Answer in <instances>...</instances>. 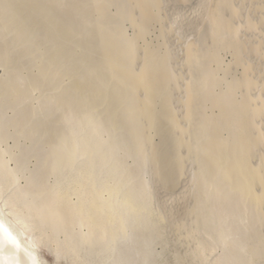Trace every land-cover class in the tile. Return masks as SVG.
<instances>
[{
    "label": "bare ground",
    "instance_id": "bare-ground-1",
    "mask_svg": "<svg viewBox=\"0 0 264 264\" xmlns=\"http://www.w3.org/2000/svg\"><path fill=\"white\" fill-rule=\"evenodd\" d=\"M236 1L240 2V9L244 6V11L249 8L259 16V27H247L250 35L257 34L264 25V0ZM160 2L132 0L133 15L126 16L125 10L120 9L110 20L106 14L109 1L99 5L96 0H0V34L4 37L11 34L20 49L18 56L15 51L10 54V38L4 41L0 35V62L11 63L7 76L0 78L1 113L7 104L20 106L30 90L42 88V82L48 85L55 82L56 87L58 82L61 87V93L55 94V110L42 106L44 119L39 121V127L30 124L33 113L25 107L8 120L0 114V264H167L166 249L159 238L163 217L154 205L157 197L152 177L156 171L157 176L163 178L162 172L166 179H173L174 175H181L185 166L181 168L168 153L165 146L171 140L159 136L166 143L154 141V134L173 140L176 130L167 54L145 39L143 42L148 27L159 20ZM230 2L214 0L197 18L209 20L207 36L210 48H215V65L200 76L192 97L187 100L189 121L198 112L196 105L201 102L208 105L198 112L201 120L195 124L200 160L195 172L202 182L197 189L200 195H194L206 202L212 194L207 207L219 212L226 210V217L228 209H234L235 212L229 211L234 216L242 207L249 206L264 218V155L257 151L264 150V134L256 132L264 119L258 124L255 117L263 116L264 107L257 110L259 106L255 104L254 108L256 93L251 97L257 89V68L244 71L236 83L226 81L220 74L221 71L225 76L233 65L241 62L238 55L241 40L236 39L239 32L235 29L238 26L233 25L236 20L233 17L241 15H235ZM114 18L130 21L135 18L138 31L134 29L130 39H122L106 28L107 20L111 22ZM40 32L48 43H42L46 40L40 39ZM38 33L41 35L34 37ZM262 47L259 44V54L254 57L258 61L259 56L264 57ZM40 48L45 52L41 53ZM223 48L234 53L233 60L224 65L219 56ZM33 54L37 72L33 78H24L22 74V79L18 74L21 59ZM188 56L185 55L186 59L197 65L204 59L201 52L193 51ZM139 64L142 71L137 68ZM64 77L69 79L66 86ZM10 125L15 128L16 137L39 134L47 145V152L45 149L46 153L40 152L45 153L42 160L36 159L41 160L37 164L40 168L37 177L23 173L24 168L21 170L23 158L15 153L19 148L17 138L15 143H8ZM59 141L65 143L66 149L58 145ZM235 202L237 212L236 207L230 208ZM41 246L51 251L55 262L42 256ZM229 246L232 247V242Z\"/></svg>",
    "mask_w": 264,
    "mask_h": 264
},
{
    "label": "rangeland",
    "instance_id": "rangeland-1",
    "mask_svg": "<svg viewBox=\"0 0 264 264\" xmlns=\"http://www.w3.org/2000/svg\"><path fill=\"white\" fill-rule=\"evenodd\" d=\"M106 1H109V4H110L108 11L106 12L107 18H110V20H112L111 19L112 16L114 17L117 14V12L120 11V9L125 10L124 12H125L126 16H127V14L129 16L134 14V9H133L132 3H131L132 0H120V1L119 0H96V2H98L96 4L103 5V3ZM160 1H161L160 2L161 7H160L159 20L153 22L152 25L150 24L153 28H151V26L148 27L147 33L149 34V31H150V34L148 36V34L146 33L147 36L145 35L143 40L145 39L147 41L146 43L149 42L150 44H153V46H155V47H157V46H158V48L160 47L159 49H161V52H165L167 54L168 66L170 68L169 70L171 72V81H172L171 91L175 97V99L173 100V104H172V110H173V115H174V117H173L174 118V126L176 127V130H175V136H174L175 139H173V140L168 139L166 136H163L162 134L161 135L157 134V136L154 134L155 139L154 138L153 139H154V141H158L160 143H166V142L162 141V139L160 137H162L163 140H166V141L171 140L170 142L166 143V146H165L168 153L171 154L172 158L173 157L175 158V160L177 161V164H179V166L181 165V168L183 167L182 165L185 166V167H183L185 169L182 170L181 175L175 176L174 175L176 173L175 172L173 174L174 178L172 177L173 175L171 176L173 179L168 177V179L170 181L168 179H166L167 175H165V173H162V172L160 174H163V178H165L166 181H165V179H163L161 177L162 175L157 176L158 174L156 173V171L154 173L155 175H153V177H152L153 182H154L153 183L154 184L153 192L157 197L156 198L154 195V197L156 198V200H154V203L156 202V204H154V205H155V207H157V211L160 213V216L163 217V218H161V222L164 223V225L161 223V225H160L161 227H159L160 230L163 229L161 231V235L159 238L162 241V243L167 244L166 246L163 244V246L165 247L164 249H166V250H164V253L166 252L164 255L166 262H167V264H169V263L170 264H218V263L219 264H264V218L261 217V215L258 216L257 212L252 211L249 206H247V207L245 206L246 208H243V207H242V209L240 208L241 210L238 212V214H235L236 216L231 215V214H234L231 212L229 214V211L235 212V211H233L234 209H232V210L228 209V211H227L228 217H226V213H225L226 210L219 212L217 210H213L212 208L210 209L207 207L210 205V204H207L208 200H209V202H211V200H212L211 199L212 194H210V197H209V199L207 198L206 202H205V200L202 199V197L201 198L199 196L195 197V195H197V194L200 195V193L197 191V189H198L200 183L202 182V180L200 182V174L195 172L196 171L195 169L197 168L196 166L200 161L198 158V153H197V148H196V139H195L196 138V127H195V124L201 120V118H200L201 115H199L198 112H202L203 110H205L208 107V105H206L205 102H201L198 105H196L195 107L198 110V112H195L194 116L190 119L191 121H189L187 100L190 97H192V94H193L192 91L195 89L196 83H199L200 76L206 72L207 68L215 65V60H214L215 48L214 47L210 48V45L208 43V36H207L209 33L208 32L209 27H210L209 20L205 17L202 19V21L200 19H197V18H200V16H202L208 10L209 6L211 5V2H213L214 0H160ZM230 1H232L230 3H232V5H231L232 11L235 13V15L238 14V15L242 16V17L241 16L240 17H233L234 19L236 18L237 22L239 21L238 23H240L239 25L237 22L235 23L236 20L233 22L234 27H237V26L240 27V28L237 27L235 29L239 32V36L241 35V37H242L241 38V37L237 36V38H236L237 40H241V42L239 41L240 46L238 48V55L241 58L240 59L241 62L236 64V65H233V69H230L226 73L225 76L223 75V73H221V71H220V74L222 75V77L226 78L225 79L226 81H231L233 83H236L243 76L242 73H244V71L246 72L248 69H249L248 71H250V69H253V67L256 66V68H257L256 69V73H257L256 75L258 76V77L257 76L256 77L258 79L257 78L255 79L256 80L255 82L257 84V86L255 88H257V89H255V91H252L253 94H251V97H253V95H255V93H256V95H255L256 100L253 101L254 102V108H255V104H257L256 106L257 107L259 106L257 108V110H260V109H263V107H264V104H263L264 103V89H263L264 88V82H263L264 81V69H263L264 57H262V56L258 57V59L263 61V62L258 61L257 57H256V59L254 57H255V55L257 56V54H259V51L257 50L258 49L257 47H259V44L264 45V42H262V40H264V39L261 40V38H264V33H263L264 25H263V27L262 26L260 27L261 31H259V32L256 31L258 35L253 32L254 33V36H253L252 35L253 33L251 32V35H252L251 36L250 33H248V32H250V30H248L247 27L252 26V25L254 27H256L258 25V27H259V24H258L259 16L255 15L254 14L255 12H253L249 8L247 10H249L248 12L251 11L250 13H248L247 10L244 11L243 10V9H245L244 6H242V9H240V2L239 1H236V0H230ZM242 10L244 11V13H242ZM188 12H190V13H188ZM245 13H246V15H245ZM248 14H250V15L248 16ZM96 15L97 14H95V16ZM195 15H199V17L195 16ZM82 18H83V16H82ZM238 18H242V19H238ZM110 20H107L108 24H106V28L111 29L113 32L114 31L117 32L120 35V37H122V39H124V40H126V39L128 40L132 37L131 35L134 33V29L136 31H138V24L135 21V18H133L134 21L133 20L130 21L129 19H122V18H119V19L114 18V20L111 22H110ZM235 24H236V26H235ZM116 28H118V29H116ZM149 28H150V30H149ZM243 32H245L246 34L244 35ZM260 32H262L263 34L261 33L262 35H260ZM40 33H42V37H40V39L46 40L45 36H43L44 35L43 32H40ZM40 33H38L39 35L35 34L34 37L38 38L41 35ZM255 34L257 37L255 36ZM0 35L2 36V34H0ZM6 35H5V37H4V35L2 36V37H4V38H2V40L4 39V41H8V39L10 38L9 40L12 44H11V48H9V49L12 51H9V52H10V54L11 53L14 54V51H15V54H17V56H18L20 49L16 45L17 40H14L15 38H13V36L11 38L10 37L11 34H6ZM247 35L249 38L246 37ZM259 35L261 37V38L259 37L260 39L258 38ZM1 36H0V39H1ZM11 39L15 42V44L13 41H11ZM140 40L143 41L142 39H140ZM145 40L143 42H145ZM247 40H249V41H247ZM47 41L48 40H46V41L42 40V43H44V42L48 43L49 41L48 42ZM141 41H139V43L142 44ZM255 41L257 42V44ZM1 42L2 41H0V43ZM42 43H41V46L45 47V45H43ZM139 43H138V45H139ZM136 44H137V42H136ZM13 47H15V48L13 49ZM246 48H247V50H246ZM262 48L264 49V47H262ZM243 49H245L246 51ZM40 51L42 53L44 51V49L40 48ZM188 51H189V54L186 53ZM190 51L192 53H193V51H195L197 53L201 52L204 55V59L197 65L196 63H192L191 60L189 58H187L189 60H188V64H186L187 59H186L185 55L186 54H187V56L191 55L192 53L190 54ZM35 52H37V51H35ZM35 52H34V54H37ZM34 54L30 55V57L29 56L26 57V59H21L23 61H22V63L21 62L20 63L24 64V65L26 64V66H23L20 64L21 69H20V67L18 68V70L20 69L18 71V74L21 75L19 77H21L22 79L27 78V77L29 78L31 76L34 77L35 73L37 72V69L35 66V64H37V62H36L37 59H36V57H34L35 56ZM233 54H234L233 50L230 48H227V49L223 48L222 50L219 51V56L221 57L220 59H221V61L224 62L223 65L227 64L233 60ZM14 56H16V55H14ZM188 57H190V56H188ZM260 57H262L263 60ZM11 58H13V57H11ZM26 60H28V61L25 63ZM256 61H257V63H255ZM4 64H6V62L3 64L0 62V75H2L0 78L7 76V71H9V66H11V63H9V64L7 63L6 65L8 68H6ZM259 64H261L262 67H260ZM1 65H3V66H1ZM141 66L139 64V66H137V68L142 71L143 67H141ZM22 67H24L25 69H23ZM4 69L6 70L5 74H4V72H5ZM139 70L136 69V73L137 72L139 73ZM259 71L261 74L259 73ZM33 77H31V78H33ZM64 78H65V79H63L64 82L63 81H60V82H63V84L66 86V84L68 85L69 79H68V77L67 78L64 77ZM261 79H263V80H261ZM42 83H43V85H42ZM42 83H41V85H42L43 90L41 87L34 89L35 91L30 90L29 93L32 96H30L28 94L27 97L19 103V105L21 107L17 106L18 103L16 105L14 104L15 106H13V105L10 106L9 104L6 105L8 107L4 106V107H6V110H3L2 113L0 111V114H2V116L4 117L3 119L7 118V120H8V117L11 118V116H13V114H15V112L17 113V111H21V110H22L21 112H23L25 110V108H27L26 111L29 110V111H32V113H33V116H31L32 119L30 121V124L35 125L36 127L37 126L39 127V124H40L39 121L44 119L43 118L44 107L49 106L50 110L51 109L55 110V108H56V106H55L56 105L55 94L57 96V93H61L60 92L61 87H59L58 82L56 83V85L59 88L55 86V82L52 83L51 85H48L45 82H42ZM44 83H45L46 87H45ZM60 85H62V83ZM258 87H260V88L258 89ZM238 92H239L238 94L242 93V92H240V90ZM180 94H182V95H180ZM51 97H52V99H50ZM177 97H179V98L177 99ZM259 100L262 102L259 103ZM23 102H25L28 105L30 104V105L26 106L25 103L23 104ZM255 102H257V103H255ZM47 103H49V104H47ZM0 105H1V101H0ZM30 106H32V107H30ZM42 106H44V107H42ZM54 106H55V108H54ZM12 107H13V109L15 108L16 110L15 109L13 110ZM23 107H25V108L23 109ZM142 107H143V109L145 108L144 105H142ZM3 109H5V108H3ZM261 111H264V110H261ZM258 112L261 113L260 111H258ZM45 116H47V115H45ZM255 117L257 119L256 122H258V124H259L264 119L263 118L264 114H263V116L261 115V117H259V116H255ZM33 118H34V120H33ZM37 121H38V123H37ZM32 125L30 127H33ZM40 126H41V124H40ZM7 128H8V126H7ZM8 129H9L8 132H10L9 135L11 134L10 138L8 139V143L9 144H13V142L15 143V139L17 138L16 143H19L18 147L20 148V149L17 148V150L24 151L21 153V152L15 150L16 147L14 148L15 153L17 155L21 154L20 158H23V159H21L22 161L20 164V166H21L23 163V165L21 166L22 167L21 170H23V168H24L25 170L23 171V173L25 172V174H27V175L29 174V176L31 175V177L33 175H34L33 177H37L36 175L38 174V171L40 169V168H38L39 167L38 163H41L42 157L44 156V154L48 150V149H46V148H48L47 145L43 144V142H42L43 141L41 139L42 136L40 135L41 136V138H40L39 134L38 135L35 134V136H33L34 134H32V135L28 134L29 135V137H28L27 134H23L25 136L27 135V137L22 136V135H21V137H18L19 135H17V137H16L17 133L15 131V128L11 127V125H10ZM6 132H7V130H6ZM14 132L16 134H14ZM256 132L260 135L264 134V124L260 128L257 127ZM30 135L32 136V138ZM180 135H181V137H180ZM22 137H24L23 139L27 138V140L25 139L23 141ZM38 138L40 139V140H38L39 143L37 141ZM180 138L182 139V141H180L181 140ZM13 139H14V141H13ZM17 140H19V141L17 142ZM31 142H33V143L31 144ZM37 144H38V146H37ZM146 144L147 145L150 144L149 141L147 140V138H146ZM58 145L61 146V148H63V150L66 149V147H64L65 143H63V141H62V143L59 141ZM30 146L33 147L32 150H30L31 149ZM35 146H36V148H34ZM26 149H27V151H26ZM44 149L46 150V152ZM42 150L45 153L44 154L42 153V155H41L40 152H42ZM257 151H259V154L261 156L264 155L263 148H259ZM32 152H34V154H32ZM37 152H38V154H37ZM26 153L28 154L27 156H26ZM29 153H31V154H29ZM39 155H41V156L38 157ZM38 158L39 159L41 158V160H39L40 162L38 160L36 161V159H38ZM35 163H36V165H35ZM23 166H25V167H23ZM153 169H154V167H153ZM33 170H35V171L38 170V171L35 174V171H33ZM152 172H154V171H152ZM203 193H205V192H203ZM176 197L178 199H176ZM175 200H177V201H175ZM200 200L203 201L204 203L202 202L203 203L202 204L200 202L202 207L199 208L198 203ZM176 202H178V203H176ZM237 203H236V205H237ZM236 205L234 204L230 208H232V207L237 208L238 205L237 206ZM205 207H207L208 209ZM237 211H238V208H237L236 212ZM222 214H224V215H222ZM169 216H170V218H169ZM198 216H199V218H198ZM224 216H225V218H224ZM171 218H173V219H171ZM172 221H173V223H172ZM226 221L231 222L232 225L235 222L236 225L234 224L233 227L235 228V230H237V232L235 230H232L233 229L232 225H230L231 226V228H230L229 223H227ZM195 224H196V226H195ZM220 224H222V225L220 226ZM235 226H237L239 228L236 229L237 227H235ZM223 228H225L224 231H223ZM219 230H221V231H219ZM226 230H230V231H226ZM221 234L223 237L220 236ZM218 235H219V237H218ZM216 240H217V242H216ZM231 242H232V247L229 246ZM33 243H36V242L33 241ZM233 246H236V247L238 246L239 248L237 247V249L240 252H238L235 247H234L235 249H233ZM251 247H253V250L251 249ZM230 248L232 250H234V252L235 251H237V252L234 253L232 250H230ZM47 249L48 248H46V247H42V246L40 247V250H41L40 252H41L42 256L46 260H48L49 262H55L53 255H51L52 253H50L51 251L49 249L48 250ZM229 253H230V255L232 254V256H230ZM229 256H230V258H229ZM218 258L220 261L217 260ZM216 260L218 261L217 263H216ZM229 260L231 263L229 262ZM58 264H63V263H58Z\"/></svg>",
    "mask_w": 264,
    "mask_h": 264
}]
</instances>
